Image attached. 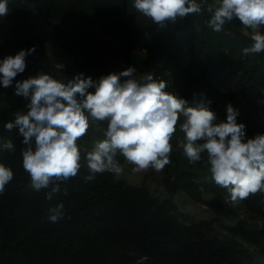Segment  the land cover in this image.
Returning <instances> with one entry per match:
<instances>
[{
  "label": "trees",
  "instance_id": "16d2710c",
  "mask_svg": "<svg viewBox=\"0 0 264 264\" xmlns=\"http://www.w3.org/2000/svg\"><path fill=\"white\" fill-rule=\"evenodd\" d=\"M9 7L10 14L0 19V31L10 39L0 51L36 47L18 80L41 72L60 80L79 73L99 80L122 71V65L144 76L152 68L154 78L166 80V90L186 99L189 106L201 94L211 100L210 108L221 121L227 113L220 111L211 94L229 90L232 98L240 97L237 122L246 125L247 135L264 133V52L243 55L252 41L238 20L215 32L206 26L209 17L204 13L159 29L136 12L131 0H9ZM96 31L110 37L117 51L96 48ZM58 63L65 65L64 71L55 67ZM2 96L10 113L27 111L28 101L14 95L13 89L0 88ZM12 119L0 107V135L15 145V152L0 156L14 172L0 195V264H251L249 249L264 260V194L242 201L262 226L238 220L236 204L212 179L206 156L190 164L183 155V133H175L171 141L163 188L169 195L183 193L234 222L225 226L232 240L220 238L209 224L182 225L170 199L155 202L145 186L132 187L113 173L97 174L94 181L85 182L86 166L61 185L67 195L62 191L48 201L43 190L31 188L22 166V137L17 130H4ZM102 138V132L93 128L81 142ZM118 159L121 165L128 164L122 156ZM200 176L205 178L202 183ZM204 194L211 198L204 200ZM60 202L65 216L51 223L46 213Z\"/></svg>",
  "mask_w": 264,
  "mask_h": 264
},
{
  "label": "clouds",
  "instance_id": "9594fccd",
  "mask_svg": "<svg viewBox=\"0 0 264 264\" xmlns=\"http://www.w3.org/2000/svg\"><path fill=\"white\" fill-rule=\"evenodd\" d=\"M132 7L159 29L191 16L208 14L206 26L221 32L226 24L239 23L251 33V44L243 55L264 52V0H131ZM11 12L9 0H0V19ZM36 47L21 49L0 58V88L13 89L24 98L27 111H18L4 124L22 137V166L30 176L31 188L44 191L52 201L67 188L61 187L87 167L85 182L97 174L120 175L124 169L118 157L139 173L149 168L162 171L171 163L177 132L184 134L183 155L190 164L205 156L216 185L226 189L235 205L257 193L264 194V133L249 137L239 111L226 105V120L219 121L211 100L203 94L189 106L188 101L167 91L166 80L152 73L137 78L136 68L111 72L99 80L84 73L60 80L41 72L18 80L27 68V58ZM64 71L65 65L55 66ZM264 91V89H262ZM106 127H102L105 125ZM102 132L88 150L81 138L90 129ZM15 152L11 138L0 135V156ZM14 179L12 168L0 161V195ZM51 223L65 216L64 203L46 213ZM146 258H141V260ZM140 264V262H138Z\"/></svg>",
  "mask_w": 264,
  "mask_h": 264
},
{
  "label": "rangeland",
  "instance_id": "374dc122",
  "mask_svg": "<svg viewBox=\"0 0 264 264\" xmlns=\"http://www.w3.org/2000/svg\"><path fill=\"white\" fill-rule=\"evenodd\" d=\"M243 31L251 38V33L249 30L243 27ZM10 37L4 32L0 31V48H2L7 40ZM103 46H109L117 51L114 41L98 31L95 34V47L101 48ZM18 51L6 48L4 52L0 51V58H3L6 55H15ZM48 53V49H47ZM49 55V53H48ZM126 67L122 65V71L125 70ZM152 68L149 70V73L152 72ZM140 78L142 76H137ZM212 99L216 102L221 112L226 111V105L231 103L235 109H237L240 113L242 109V105L240 104V97H236V99L231 97L229 90H226L223 95H213L211 94ZM0 107L7 113V115L11 118H14V113L9 112V106L4 101V96L0 99ZM217 122L221 121L220 116H217ZM88 150H91L93 146V141L87 142L83 144ZM124 171L120 175L114 174L116 180H123L128 185L132 187H141L145 186L148 190L149 196L158 203L164 202L166 200H171L172 204H174L176 211L174 212L177 220L182 225H193L198 226L200 224H209L214 232L220 236L222 239L229 238L228 234L225 230V226H233L234 222L229 221L224 216H216L211 212L208 208L203 206L202 204H196L192 202L185 194L176 193L174 195H169L163 188L162 185V176L163 170L160 172L155 171L154 169H147L141 171L139 173H134L132 171L133 165L127 164L122 165ZM205 178L202 176L199 177V181L202 183ZM211 198V195L204 194L203 199L208 200ZM236 215L238 220H244L249 224H254L259 227L262 226L263 221L255 215H251L247 212L244 204L240 202L235 206ZM229 240H232L229 238ZM239 245L247 249L248 246L243 242L237 240ZM249 249V248H248ZM248 254H250L252 260L251 264H264V260H261L260 257L253 251V249L248 250Z\"/></svg>",
  "mask_w": 264,
  "mask_h": 264
},
{
  "label": "built area",
  "instance_id": "2783aa9c",
  "mask_svg": "<svg viewBox=\"0 0 264 264\" xmlns=\"http://www.w3.org/2000/svg\"><path fill=\"white\" fill-rule=\"evenodd\" d=\"M144 261V260H143Z\"/></svg>",
  "mask_w": 264,
  "mask_h": 264
}]
</instances>
